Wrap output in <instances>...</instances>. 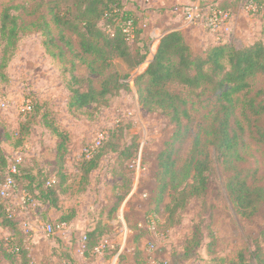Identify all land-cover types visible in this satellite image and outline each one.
<instances>
[{"label": "rangeland", "instance_id": "374dc122", "mask_svg": "<svg viewBox=\"0 0 264 264\" xmlns=\"http://www.w3.org/2000/svg\"><path fill=\"white\" fill-rule=\"evenodd\" d=\"M55 1H60L62 9L69 6L63 0H0V10L5 6L18 8L11 13L21 18L23 26L16 49L6 67L0 70V97L6 103V108L0 110V168L19 161L21 173L32 172L33 175L44 177L55 175L61 170L71 177L67 183L70 184L84 149L91 146L100 135L106 138L113 129H116V135L109 140L110 145L117 147L118 151L127 154L133 151L136 154L131 167L126 164L127 159L119 157L116 160L114 154L104 156L102 168L91 175L89 190L83 195L60 193V208L47 211L45 216V206L33 204L23 210V197L15 188L7 202L13 211H17L22 230L30 234L26 244L29 263L70 264L65 257V253H69L77 264H135L139 253L142 259H146V264H149L150 255L160 264H253L251 257L257 247L264 256V206L250 218L237 213L226 190L229 173L223 169L209 145L211 171L205 196L189 201L183 211L172 216L166 210L169 204L167 196L158 202L155 159L172 128L160 113L147 112L141 108L134 79L153 58L157 36L163 31L150 35L152 25L148 21H140L147 44L145 62L131 67L129 62L112 59L110 72L119 76L118 93L108 98L105 107L91 106L70 111L67 104L71 75L90 78L95 88L100 86L104 75L88 74L86 66L79 63L74 54L51 57L44 47V36L29 27L40 16L45 15L49 20L46 8ZM190 1L178 5L180 14ZM211 2L200 0V5L207 7ZM167 10L171 9L163 11ZM33 12L36 13L31 14ZM259 30L258 18L241 7L232 15L227 34L209 33H213V38L217 40L231 42L240 48L254 42L259 37ZM52 33L57 37L54 27ZM69 37L76 49V37L70 34ZM57 45L66 52L64 44L57 42ZM192 47L194 52H202L194 44ZM59 49L53 51L57 53ZM70 60H73L74 68H71ZM85 84L83 82L77 86L84 88ZM249 84L252 93L264 89L261 78L251 79ZM29 95L35 100L38 110L23 119L20 109ZM187 99L190 101L193 120L192 131L196 132L211 122L214 99L209 92L199 100L192 95H187ZM44 113H47L49 121L68 134V151L61 169L55 162L57 139L39 117ZM249 144L245 161L236 165L244 168L245 173L254 171L250 180L264 187L263 149ZM189 147L190 140H187L179 152L178 160L185 158ZM123 182L128 186L117 189L116 184ZM117 196L125 198L117 211L108 215V208ZM72 206L77 210L72 224L66 225L61 233H45L44 228L51 224V220L65 214ZM98 222L102 230L100 239L109 240L113 249L95 255L90 260L89 256H83L86 248L82 237L86 230L92 229ZM152 227L155 228L153 232L150 230ZM197 229L201 231V243L184 258L185 239ZM5 236L6 232L0 228V237ZM149 242L155 246L151 254L147 252ZM239 254L243 255L244 262H238ZM0 264H10L2 259L1 252ZM11 264L23 263L15 260Z\"/></svg>", "mask_w": 264, "mask_h": 264}, {"label": "trees", "instance_id": "16d2710c", "mask_svg": "<svg viewBox=\"0 0 264 264\" xmlns=\"http://www.w3.org/2000/svg\"><path fill=\"white\" fill-rule=\"evenodd\" d=\"M63 2L69 3V6L62 9L60 1L53 2L46 8L49 20L45 15L40 16L29 27L44 36L43 44L51 57L74 54L77 61L86 66L88 74L104 75L98 88L92 85L90 78L71 75L68 110L105 107L108 105V98L120 90L118 74L110 72L111 60L121 59L129 62L131 67H137L146 60L147 44L140 19L126 8L123 0ZM249 2L256 9L252 15L260 22L259 37L254 42L236 48L232 43L220 39L210 43L201 53H196L188 44L184 33L173 30L161 37L153 58L134 79L141 108L147 112L160 113L172 128L155 159L158 202L167 196L169 204L166 210L170 216L183 211L189 201L205 196L211 171L208 145L216 153L223 169L229 173L226 190L237 213L250 218L264 206V187L249 178L254 175V171L245 173L244 168L236 165L245 161L249 143L263 149L264 153V89L252 93L249 84L254 78L264 81V0H212L204 9L220 10L233 15ZM17 10L15 6H5L0 10V70L6 67L23 31L21 18L11 13ZM34 13L36 12L31 14ZM52 27L57 30V37L53 35ZM69 34L77 39L76 49ZM57 42L64 44L66 52L59 49ZM53 49L59 50L56 53ZM70 63L71 68H74L73 60ZM83 82L86 83L84 88L77 86ZM207 92L214 99L211 122L193 132L187 95L199 100ZM26 101L29 110L21 113L23 119L38 110L33 97L27 96L24 103ZM39 117L57 139L55 162L61 169L68 151V134L49 121L47 113ZM115 132L116 129L109 131L89 159L82 156L70 184L67 183L71 177L61 170L55 172V175L43 177L33 175L32 172L21 173L20 164L13 163L16 165L15 188L23 197L25 207L29 209L33 204L45 206V216L47 211L60 208V193L85 194L89 190L92 173L102 168V158L108 154H114L116 160L119 157L127 159L126 164L131 167L136 153L131 151L127 154L111 146L109 140L115 137ZM187 140H190L189 151L184 159L178 160L179 152ZM8 166L9 164L0 168V183ZM116 185L117 189L128 186L124 182ZM124 198L115 197L108 208V215L117 211ZM76 216L77 210L72 206L65 214L51 220L50 225L55 227L72 224ZM100 226L101 223L98 222L83 234V245L86 248L83 256H89L90 260L96 255L94 248L102 240ZM0 228L7 234L0 237L2 259L10 264L15 260L30 264L26 246L30 234L22 230L17 211H13L9 202L1 199ZM200 243L201 231L197 229L185 239L182 257L187 258ZM110 249L113 247H106L103 252ZM65 257L70 264H77L69 253H65ZM251 258L253 264H264V256L258 247ZM244 261L243 255L239 254L238 262ZM135 264H146V259H142L138 253Z\"/></svg>", "mask_w": 264, "mask_h": 264}, {"label": "built area", "instance_id": "2783aa9c", "mask_svg": "<svg viewBox=\"0 0 264 264\" xmlns=\"http://www.w3.org/2000/svg\"><path fill=\"white\" fill-rule=\"evenodd\" d=\"M244 9L250 13L254 14L256 9L255 6L249 2L244 6ZM181 14L184 20V23L186 26H198L202 28L205 31L208 32H218L220 34H227L230 30V22L232 15L228 12H222L220 10H211L207 11V9H204L200 5V0H191L190 3L181 10ZM218 41L217 39L215 40ZM23 108L20 109V114L24 113L29 110L28 101L25 103L23 102ZM6 108L5 101L0 97V110H3ZM104 140V137L100 135L95 142L88 146L86 149H84L83 157L85 159H89L95 149L101 144V142ZM19 161H17L16 164H18ZM16 174V165L10 164L6 170V172L3 174L4 179L2 183H0V199L3 201H7V199L10 197V195L14 192L16 187V182L14 180V175ZM22 209L25 210L24 201L22 202ZM24 206V207H23ZM66 225H58L55 227H52L51 225H47L44 228L45 233L54 235L61 233L62 230L65 228ZM155 228H151L150 230L153 232ZM82 240H85V237H82ZM106 247H113L112 244L107 239H102L101 242L94 248V253L96 255H100L103 253ZM155 251V246L153 242H149L147 247L148 254H151ZM149 264H160L156 263L153 259V256H149ZM165 264V263H164Z\"/></svg>", "mask_w": 264, "mask_h": 264}, {"label": "crops", "instance_id": "0c3cea01", "mask_svg": "<svg viewBox=\"0 0 264 264\" xmlns=\"http://www.w3.org/2000/svg\"><path fill=\"white\" fill-rule=\"evenodd\" d=\"M123 1L126 8L128 10L133 11L137 15V17L140 18L141 22L148 21V23L152 25L150 35L155 34L156 31H163V33H160L157 36L155 50L161 37L173 30H181L184 33L185 38L192 49L194 47H192L193 44L201 50H204L210 43L216 42V39L212 36L213 33L206 32L202 28L197 26H186L180 14V10H178L177 8L178 5L186 4L188 0ZM166 9L171 10L163 11Z\"/></svg>", "mask_w": 264, "mask_h": 264}]
</instances>
